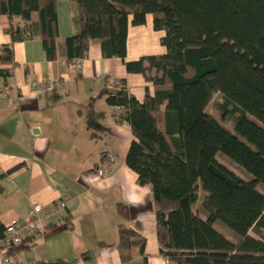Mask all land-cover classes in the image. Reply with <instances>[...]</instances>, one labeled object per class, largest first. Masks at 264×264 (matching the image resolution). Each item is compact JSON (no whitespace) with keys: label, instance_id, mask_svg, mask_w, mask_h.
I'll return each mask as SVG.
<instances>
[{"label":"trees","instance_id":"trees-1","mask_svg":"<svg viewBox=\"0 0 264 264\" xmlns=\"http://www.w3.org/2000/svg\"><path fill=\"white\" fill-rule=\"evenodd\" d=\"M56 1L0 0L13 42L35 36L37 26L47 56L57 58ZM69 1L80 30L65 40L67 63L85 58L92 40H99L105 56L121 58L129 73L154 85L140 101L125 79H114L120 86L112 90L114 80L108 81L100 96L123 108L119 120L132 128L126 164L139 184L153 187L160 254L179 264H264V0ZM148 14L155 30L165 32L166 52L127 60L129 26L145 24ZM0 60L15 62L12 44L0 46ZM211 103L234 121L235 132L207 111ZM102 114L88 112L93 133L106 130ZM221 154L248 176L233 171ZM118 210L131 217L127 205ZM4 229L0 223V234ZM118 233L121 261L149 264L141 224L121 223ZM137 254L140 261H134Z\"/></svg>","mask_w":264,"mask_h":264},{"label":"crops","instance_id":"crops-1","mask_svg":"<svg viewBox=\"0 0 264 264\" xmlns=\"http://www.w3.org/2000/svg\"><path fill=\"white\" fill-rule=\"evenodd\" d=\"M55 6L54 59L47 56L37 26L35 36L13 42L5 31L7 16L0 17V46L12 44L15 61L0 60V69L9 70L7 76L0 75V93L9 91L6 97L0 95V223L22 219L32 199L51 212L11 255L23 264L59 259L71 264H133L121 261L118 228L138 222L149 264H179L160 254L152 185L139 184L138 174L126 164L134 135L130 124L119 120L124 109L100 96L114 79H125L129 93L140 101L147 87L154 92V85L141 74L129 73L121 58L105 56L99 40H92L81 65L72 69L65 61V40L80 30L76 8L69 0H57ZM164 34L155 30L152 14L143 25L131 24L126 59L165 53ZM50 79L59 83L41 92L32 86ZM91 108L103 113L100 121L106 130L93 133L88 128ZM102 167L107 173L100 176ZM62 201L68 205L62 207ZM120 203L129 207L130 218L120 215ZM140 260L137 254L134 261Z\"/></svg>","mask_w":264,"mask_h":264},{"label":"built area","instance_id":"built-area-1","mask_svg":"<svg viewBox=\"0 0 264 264\" xmlns=\"http://www.w3.org/2000/svg\"><path fill=\"white\" fill-rule=\"evenodd\" d=\"M83 58L75 59L70 67L76 69L81 65ZM59 83V79L43 80L37 83H33V87L39 92L46 91L49 88ZM120 84L117 81H112L109 85L110 89L115 90ZM1 92L2 97H6L7 93ZM98 173L103 176L107 173L105 167L99 168ZM62 207L68 205L67 201H62L60 203ZM50 211L47 207L42 205L38 200H31V209L29 213L22 219L14 220L5 225L4 233L0 234V264H23V262L17 258L7 253V250L12 246L19 245L23 239L35 234L41 226L43 220L47 219L50 215Z\"/></svg>","mask_w":264,"mask_h":264},{"label":"rangeland","instance_id":"rangeland-1","mask_svg":"<svg viewBox=\"0 0 264 264\" xmlns=\"http://www.w3.org/2000/svg\"><path fill=\"white\" fill-rule=\"evenodd\" d=\"M216 100L217 101L221 100V95H217ZM207 111L211 113L212 115H214L224 127H226L232 132H235L234 121L231 118H228V119L222 118L221 112L217 109L214 103H211V105H209V107L207 108ZM219 157L222 162L227 164L233 171H235L241 177L246 178L248 176L247 173L243 171L241 168H239L236 164H234V162L227 155L221 154ZM200 195H202V192L200 193ZM218 228L227 236L232 237V234L228 230H226L228 227L227 228L225 227L226 229H224L223 227L219 226ZM250 233L257 238L260 237L253 230H251Z\"/></svg>","mask_w":264,"mask_h":264}]
</instances>
